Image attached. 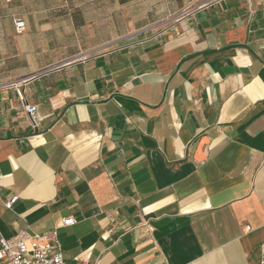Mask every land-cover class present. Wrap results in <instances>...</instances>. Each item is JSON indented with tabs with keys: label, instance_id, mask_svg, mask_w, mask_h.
Listing matches in <instances>:
<instances>
[{
	"label": "crops",
	"instance_id": "crops-1",
	"mask_svg": "<svg viewBox=\"0 0 264 264\" xmlns=\"http://www.w3.org/2000/svg\"><path fill=\"white\" fill-rule=\"evenodd\" d=\"M54 229L64 264H264V0H0V238Z\"/></svg>",
	"mask_w": 264,
	"mask_h": 264
},
{
	"label": "built area",
	"instance_id": "built-area-1",
	"mask_svg": "<svg viewBox=\"0 0 264 264\" xmlns=\"http://www.w3.org/2000/svg\"><path fill=\"white\" fill-rule=\"evenodd\" d=\"M10 2L11 0H6ZM16 33L25 29L24 21L14 20ZM24 112L36 127L37 109L35 106L24 104ZM18 201L13 195L4 203L5 210H11ZM64 227L72 226V217L63 219ZM0 264H64L61 248L58 242L57 231L51 230L41 235L26 236L20 234L13 240L0 238Z\"/></svg>",
	"mask_w": 264,
	"mask_h": 264
}]
</instances>
